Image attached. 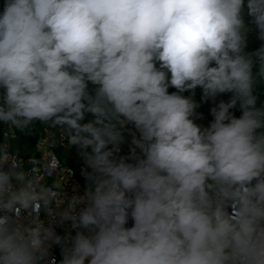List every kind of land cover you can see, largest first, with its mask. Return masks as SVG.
<instances>
[{"label":"clouds","instance_id":"clouds-1","mask_svg":"<svg viewBox=\"0 0 264 264\" xmlns=\"http://www.w3.org/2000/svg\"><path fill=\"white\" fill-rule=\"evenodd\" d=\"M251 25L262 43L246 51ZM197 87L232 94L208 127ZM261 87L264 0H5L0 264H45L53 243L61 264H264ZM37 122L77 148L82 195L49 185L47 163L23 169L13 142Z\"/></svg>","mask_w":264,"mask_h":264},{"label":"built area","instance_id":"built-area-1","mask_svg":"<svg viewBox=\"0 0 264 264\" xmlns=\"http://www.w3.org/2000/svg\"><path fill=\"white\" fill-rule=\"evenodd\" d=\"M194 122L201 126H206V118L202 110H198L197 116L195 117ZM131 128L132 126L129 125ZM134 131V129H133ZM7 132V126L4 125V135ZM53 130L45 131L39 137L35 144V150L30 153H23L20 149L14 148L15 142H13V150H18V159L23 161V169L28 172L34 171V165H41L47 163L50 171L48 172L47 179L49 185L52 183L63 185V190L68 197L72 195H82L87 186V182L84 179H81L77 174L75 168L63 164L58 158L55 150L54 143L57 139L56 134H52ZM61 138V137H60ZM131 133L127 135V141L125 145L122 143L119 145L120 151L115 153L117 157L119 156H128L131 148ZM4 142V136L3 141ZM139 152V150L137 149ZM40 214V219L45 221L46 225L51 224L54 227V230L57 235L61 237H68L69 234L72 236L75 235L76 229L71 221H66L63 224H60L58 221H50L48 216H45V211L51 212V209L41 208L38 210ZM133 221L129 219L126 227H131ZM49 256L45 260V264H61L63 259L62 248L60 245L52 244L49 249Z\"/></svg>","mask_w":264,"mask_h":264},{"label":"trees","instance_id":"trees-1","mask_svg":"<svg viewBox=\"0 0 264 264\" xmlns=\"http://www.w3.org/2000/svg\"><path fill=\"white\" fill-rule=\"evenodd\" d=\"M4 4H5V0H0V14L3 13L4 10ZM250 18L246 17V20H248ZM262 42L257 43V44H253V45H248L246 51H254L257 48L260 47ZM89 93L91 94V89H88ZM169 94H171L172 92L177 91L175 88L170 87L168 89ZM257 91L260 93V97H259V102H258V106H260L261 102H264V87L258 88ZM4 92L3 88H0V95H2ZM191 93L189 92H185L183 93V95L187 96L190 95ZM202 89L197 87V89L195 90V96L199 99L202 100ZM232 94L231 93H227V94H222L219 95L218 97L215 98V101H211V100H202L200 104V107L198 109H196V113L198 112V110H202L205 118H206V126L208 127L209 123H211L214 119V117L211 115V108L215 107L219 102L217 101L218 98H223L224 102H229L231 99ZM202 108V109H201ZM230 113L236 117L239 118L241 116V110L239 109V106L237 105V107L230 109ZM93 117L91 114H86L85 116V120L82 121V123H86L89 120H91ZM195 120V117H194ZM209 120V123L208 121ZM128 128H130L128 126ZM54 131V130H53ZM44 132V126L41 125L39 122L36 123L35 127L32 129L31 133L29 134H21L19 132H17V140L15 141V145L14 148H18L20 149L23 153H30L32 151L35 150V144L36 141L39 139V137L43 134ZM130 132L125 131L124 135H125V142L123 143L125 145L126 141H127V135ZM3 136H4V124L0 123V144L3 141ZM57 139L54 143V150L58 156V158L60 159V161L70 167L75 168V170L77 171V174L80 176L81 179H84L85 182H87L86 177L83 174V171L85 169V164L83 159L80 157L78 150L76 147L74 146H69L67 144V141H62L59 134L56 133ZM111 147V146H110Z\"/></svg>","mask_w":264,"mask_h":264},{"label":"rangeland","instance_id":"rangeland-1","mask_svg":"<svg viewBox=\"0 0 264 264\" xmlns=\"http://www.w3.org/2000/svg\"><path fill=\"white\" fill-rule=\"evenodd\" d=\"M251 27H252V31L248 35V41H247L248 45H253V44L260 43L261 41L257 38V34H256V31H255V26L251 25ZM96 87L97 86L92 85L90 82L88 83V89H91V94H93V95H94V90H95ZM194 99L199 105L201 103H203V102H201L202 100H199L196 96H194ZM208 100L213 101L212 99H208ZM221 100H223V98H221V97L217 99L218 102L221 101ZM204 101H206V100H204ZM206 118H207V116H206ZM207 121L209 123V120H207ZM208 125H210V123ZM86 264H87V262H86Z\"/></svg>","mask_w":264,"mask_h":264}]
</instances>
